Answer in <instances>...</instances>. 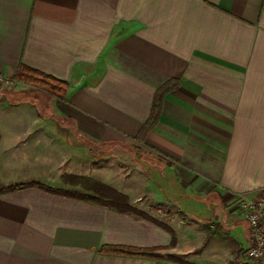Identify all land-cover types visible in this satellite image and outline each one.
Segmentation results:
<instances>
[{"label": "crops", "instance_id": "obj_1", "mask_svg": "<svg viewBox=\"0 0 264 264\" xmlns=\"http://www.w3.org/2000/svg\"><path fill=\"white\" fill-rule=\"evenodd\" d=\"M20 64L69 88L0 86V188L65 194L0 195V264H223L213 243L241 249L235 200L264 188V0H0V76ZM55 128L128 152L119 192L141 211L146 197L153 220L88 201L57 173L71 154Z\"/></svg>", "mask_w": 264, "mask_h": 264}, {"label": "rangeland", "instance_id": "obj_2", "mask_svg": "<svg viewBox=\"0 0 264 264\" xmlns=\"http://www.w3.org/2000/svg\"><path fill=\"white\" fill-rule=\"evenodd\" d=\"M27 86L33 91L32 93L35 96L38 89L29 85ZM27 86H24V88L28 89ZM34 89L36 91H34ZM45 95L51 96L48 93H45ZM54 132L59 133L56 135H58V137L60 138H64L65 136H68L67 138H70L69 148L66 147L64 150L62 149V154H64L65 156L69 157L68 154H71L70 158L68 159V161H70L67 163L62 162V167L58 170L59 172L57 173L65 175L64 177L68 178L66 180H69L72 184H74V186L77 187L79 193H81L82 195L86 194V198H98L100 197L99 195H103L105 190L108 193L107 189H105L106 187H109L110 189L121 193L119 192V190L123 188L124 181L134 175L133 166H131V162L129 163V160H131L132 157L130 159L127 155L128 152L124 151L122 147L113 148L108 146L106 148H103L94 146L95 150L92 151L84 146L80 147L79 139L75 138L74 135H70L69 133L66 134V131L58 130L56 128ZM75 144H78L77 151L75 150ZM123 156H126V158L124 159ZM123 163L130 165V167H125ZM30 169L35 171L38 176L37 179L49 173V170H44L40 164L37 167V171L33 163L30 165ZM41 182L44 184L45 179H43V181ZM140 201L139 203H135V205L137 204L139 205L137 207H142V211L137 208L135 209L148 215V213H150V208L148 207L149 200L145 197ZM193 213L197 217H200L202 219L205 217V221L207 224L212 221V218L214 219V216L207 215V217H203L201 214L198 215L196 211H194ZM233 219L238 222V225L234 227L235 229L232 230V234H229L230 240H232V236L235 239L241 240V249L235 254H231L230 250H228V248L226 247V244L216 245L213 243L215 247V249L213 250V260L217 263L224 261L223 264H226V259L228 260L229 264H253L246 257V251L249 248V244L245 240L251 233L249 222L244 218L242 213L238 214V212H235V215H233Z\"/></svg>", "mask_w": 264, "mask_h": 264}, {"label": "trees", "instance_id": "obj_3", "mask_svg": "<svg viewBox=\"0 0 264 264\" xmlns=\"http://www.w3.org/2000/svg\"><path fill=\"white\" fill-rule=\"evenodd\" d=\"M12 80L25 83L26 85H29L31 87L38 89V91L42 93H48L51 96H55L57 98H64L69 88L68 83L60 81L50 75L41 73L34 69H31L25 66L24 64H20L18 66L17 72L12 78ZM34 91L36 90L34 89ZM38 91L36 92L40 93ZM164 94H165V90L159 91L157 93L155 100H154L151 116L149 118V121L142 128L141 137L147 136V134L156 126L157 120L160 115V109H161V104H162ZM28 188H37V189H41V190L48 191L51 193L65 194L60 190L52 189L40 183L33 182V183H28V184H17V185H12L8 187H1L0 195H4V194H8L14 191L28 189ZM105 189H107L108 193L106 192ZM105 189H104L105 192L103 193V195H99L100 197L98 198H88L87 197L86 200L93 201L96 204H99L104 207L112 208L122 213H130V214H134L136 216L142 217L147 220H153L145 213L132 207L129 204V199L126 195L122 193H118L117 191L110 189L109 187H106ZM160 225L164 227L165 229H167L168 231L172 232L170 228H168L167 226L162 225V224ZM104 251L111 252V253H117V254H126V255H146V253L137 252L131 249H127L125 247H107L104 249Z\"/></svg>", "mask_w": 264, "mask_h": 264}, {"label": "built area", "instance_id": "obj_4", "mask_svg": "<svg viewBox=\"0 0 264 264\" xmlns=\"http://www.w3.org/2000/svg\"><path fill=\"white\" fill-rule=\"evenodd\" d=\"M15 81L0 76V86L15 85ZM234 206L249 222L250 246L246 251L247 259L253 264H264V188L254 195H240Z\"/></svg>", "mask_w": 264, "mask_h": 264}]
</instances>
